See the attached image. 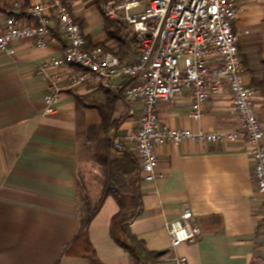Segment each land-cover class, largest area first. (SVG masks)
<instances>
[{
  "label": "crops",
  "instance_id": "obj_1",
  "mask_svg": "<svg viewBox=\"0 0 264 264\" xmlns=\"http://www.w3.org/2000/svg\"><path fill=\"white\" fill-rule=\"evenodd\" d=\"M34 1L0 0V25L12 11L33 22L28 11ZM66 1L89 46L123 60L135 58L132 27L104 13L111 0ZM149 1L141 0L138 9ZM237 1L233 28L247 82L262 97L258 113L264 128V0ZM14 46L13 54L0 51V264H91L85 239L79 236L81 185L91 171L121 157L124 150L136 155L132 143L117 149L112 140L136 126L139 104L129 103L114 89L73 86L80 69L67 65L48 70L61 75L63 93L56 112L44 114L49 82L38 70L63 56L66 41L53 29L46 48L29 39ZM189 109L186 95L158 106L160 118L171 127L218 131L239 126L227 86L209 100L200 121L188 117ZM157 154L158 177L146 181L141 169L143 212L129 224L148 264H176L173 257H186L187 264H264L261 200L247 143L187 140L161 145ZM185 208L193 212L199 239L173 247L166 222ZM118 210L114 197L107 196L87 228L89 245L103 264H133L110 234Z\"/></svg>",
  "mask_w": 264,
  "mask_h": 264
},
{
  "label": "built area",
  "instance_id": "obj_2",
  "mask_svg": "<svg viewBox=\"0 0 264 264\" xmlns=\"http://www.w3.org/2000/svg\"><path fill=\"white\" fill-rule=\"evenodd\" d=\"M141 0H111L104 5L105 15L129 24L134 31L136 56L123 60L100 46L88 45L81 25L66 0H35L24 22L17 11L10 12L0 25V51L15 52V43L29 39L37 48H46L56 29L65 39L63 56L52 58L38 70L49 82L44 96V114L56 112L63 93L59 73L51 68L67 65L80 69L72 85L93 84L114 89L131 104H139L135 127L113 137V145L123 149L134 145L143 177H158L157 147L187 140L206 144H225L244 140L252 162V176L261 200V229L264 237V128L258 115L262 98L246 79L234 32L239 6L237 0H150L142 9ZM19 5H16L18 7ZM230 91L231 111L239 117V126L231 130L204 131L171 127L160 118L158 106L188 96V117L198 122L206 114L210 99ZM171 245L193 243L199 228L193 212L185 208L166 222ZM176 264H187L186 257H173Z\"/></svg>",
  "mask_w": 264,
  "mask_h": 264
},
{
  "label": "trees",
  "instance_id": "obj_3",
  "mask_svg": "<svg viewBox=\"0 0 264 264\" xmlns=\"http://www.w3.org/2000/svg\"><path fill=\"white\" fill-rule=\"evenodd\" d=\"M109 0H99L104 3ZM104 171L106 176V188L102 198L97 205L91 209L88 207L81 218L80 235L85 239L87 250L91 264H103L96 258L94 250L89 245L87 240V228L93 217L100 210L105 198L109 195L116 200L119 210L113 215L110 223V234L113 240L126 250L132 260L133 264H148L144 253L131 233L129 224L137 219L143 212V203L140 192L141 181V165L137 155L128 150H124L121 157L108 159L104 162ZM132 175H135L134 185L130 190L124 187V180Z\"/></svg>",
  "mask_w": 264,
  "mask_h": 264
},
{
  "label": "rangeland",
  "instance_id": "obj_4",
  "mask_svg": "<svg viewBox=\"0 0 264 264\" xmlns=\"http://www.w3.org/2000/svg\"><path fill=\"white\" fill-rule=\"evenodd\" d=\"M259 115V113H258ZM260 118V115H259ZM261 121V120H260ZM105 167L101 168L97 172H90V175L86 176V180H83L81 185V202L84 213H87L85 210L90 207L93 209L98 201L102 198L104 190L106 188V176H105ZM135 175H132L124 180V187L127 190H130L131 186L134 185ZM115 203V202H113ZM110 203L107 204L105 211H110ZM116 205V204H115ZM83 213V214H84Z\"/></svg>",
  "mask_w": 264,
  "mask_h": 264
}]
</instances>
